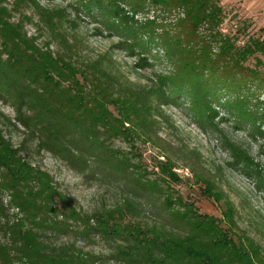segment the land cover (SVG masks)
<instances>
[{"label":"trees","instance_id":"obj_1","mask_svg":"<svg viewBox=\"0 0 264 264\" xmlns=\"http://www.w3.org/2000/svg\"><path fill=\"white\" fill-rule=\"evenodd\" d=\"M78 1L121 35L123 48L149 53L157 47L174 71L147 86H128L106 56H81L76 39L66 37L63 10L39 15L52 34L60 32L65 54L49 44L39 47L25 32L26 16L20 12L41 10L36 0H14L10 9L0 0V100L15 110L8 124L25 135L17 147L0 130V188L10 193V206L17 210L10 216L0 199V264L105 263L104 256L84 253L76 242L54 244L48 234L99 237L111 245L109 260L118 264H264L262 247L236 232V208L213 182L198 174L195 180L182 178L174 161L159 157L152 160L157 178L145 180L139 166L112 145L118 138L155 142L156 108L179 94L187 92L209 112L214 99L244 93L251 79L264 87V76L246 66L251 58L264 65V39L236 47L220 29L224 11L217 0ZM149 4L159 15L140 25L136 15ZM161 12L177 14L175 22L165 24ZM14 14L21 15L18 21ZM29 146L78 173L119 178L128 198L81 213L48 172L33 166ZM190 181L199 196L222 205L219 216L202 212L183 193L182 184ZM144 201L158 203L152 223L142 217Z\"/></svg>","mask_w":264,"mask_h":264},{"label":"rangeland","instance_id":"obj_2","mask_svg":"<svg viewBox=\"0 0 264 264\" xmlns=\"http://www.w3.org/2000/svg\"><path fill=\"white\" fill-rule=\"evenodd\" d=\"M13 1L6 0L5 5L10 9ZM217 1L224 11V22L220 29L225 36L232 38L236 47H243L252 39H264V0ZM36 2L41 10L23 7L20 14L26 16L25 32L35 38L39 47L49 44L54 52L65 54L67 51V47L60 43V32L52 34L39 15L45 9L48 12L60 9L67 16L64 25L68 32L66 37L76 39L82 51L81 56L89 60L106 56L114 62L124 84L131 87L147 86L156 82L160 75L168 76L174 71L163 51L157 47L152 46L149 53L139 48H123L120 45L121 35L117 31L108 30L102 23V17L96 15V10L92 9L89 13L80 1ZM159 10L149 4L136 15V20L140 25L155 20ZM20 14H14L13 20L18 21ZM160 15L165 16V24H170L175 22L177 14L161 12ZM161 19L157 21L161 22ZM246 66L258 70L262 79L264 65L257 66L255 59L251 58ZM249 82L247 89L240 95L223 93L220 98L214 99L209 112H205L203 107L200 109L187 92L174 96V102L168 100L156 108V123L152 128L155 142L143 143L142 139L130 141L118 138L112 141V145L114 150L130 159L134 166H139L138 175L141 174L145 180L157 178L152 160L159 157L174 161L176 172L182 178L189 176L195 180L198 174L213 182L236 208V232L252 237L262 247L264 255V87H258L259 79H251ZM14 117L13 106L0 100V130L19 147L25 135L22 133L23 128L14 129L8 124V119ZM29 148V160L33 166L48 172L59 191L81 213L91 214L109 209L121 205L128 198L126 185L119 178L97 172L81 174L50 153L38 152L34 150L35 146ZM192 183L182 184L183 193L194 198L202 212L219 216L222 205L199 196L198 186L192 187ZM161 185L165 192L168 191L165 184ZM0 199L9 208L10 216H13L17 210L10 206V193L0 188ZM144 202L142 217L152 223L157 219L158 203L155 201L151 206ZM46 239L54 244L76 242L84 253L104 256V264H118L109 260L111 245L99 237L90 235L75 238L73 235L48 234Z\"/></svg>","mask_w":264,"mask_h":264}]
</instances>
